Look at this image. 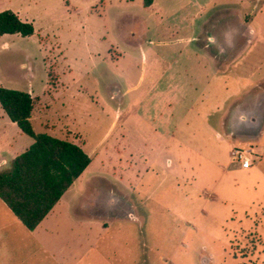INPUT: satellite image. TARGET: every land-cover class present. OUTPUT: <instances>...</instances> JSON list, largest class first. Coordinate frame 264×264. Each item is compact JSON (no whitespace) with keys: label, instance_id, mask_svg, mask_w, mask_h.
<instances>
[{"label":"rangeland","instance_id":"1","mask_svg":"<svg viewBox=\"0 0 264 264\" xmlns=\"http://www.w3.org/2000/svg\"><path fill=\"white\" fill-rule=\"evenodd\" d=\"M254 3L264 7L246 0H11L34 32L5 36L0 86L37 97L34 132L73 141L91 163L79 193H67L48 214L57 226L42 222L30 232L8 212L0 264H67L70 251L82 256L88 248L68 233L70 221L98 215L122 224L96 240L95 250L115 261L131 252L136 264H264V94L255 97L252 88L247 97L232 96L236 84L214 73L223 60L212 45L203 47L213 23ZM250 22L255 38L239 58L264 85V13ZM148 89H169L182 110L164 105L156 113L146 98L133 107L134 95ZM238 104L249 114L234 118ZM234 149L253 165L240 167ZM98 189L110 191L108 204L120 215L96 204L81 208Z\"/></svg>","mask_w":264,"mask_h":264},{"label":"crops","instance_id":"2","mask_svg":"<svg viewBox=\"0 0 264 264\" xmlns=\"http://www.w3.org/2000/svg\"><path fill=\"white\" fill-rule=\"evenodd\" d=\"M240 1L243 3L245 0H240ZM246 1H249V2L251 1L261 2L262 1L264 3V0H246ZM12 5L13 4H11V0H0V11L4 9H10L16 12L18 15H21L20 8H15ZM150 5H152V3ZM150 5H147V6H150ZM240 8L243 9L242 16L246 18V20H242L241 19L242 16L240 15L238 16V14H235V13H232L229 16L227 15L223 18H220L219 20L217 19L218 21L215 24L213 23L211 29L207 30L208 32L206 33V36H205L206 42L204 43L203 47L212 45L215 50L216 57L223 60L224 62L223 65H221L220 68L219 66L216 67L214 69V73L220 76H223V77L225 76V78L229 76L231 80L236 84V89L232 91L233 93L232 96H235L238 98V97H244L242 95H245V97H247L250 95V89L256 88L255 97H258V96H261L262 93L264 94V85L261 82V78L259 76L258 78L254 79L253 73L251 71L252 65L249 64V62L245 60L243 57L242 58H239V57L242 55V51L247 47V45L252 44V41H254L256 32H255V29L251 26L250 21L257 14L259 15L261 13H264V7L258 8L256 4L254 3L252 4L251 8L250 6H248L247 8H245L244 6H240ZM198 11L199 13L206 12V6L201 5ZM20 18L22 19V16H20ZM131 31H132L131 33H134L133 30ZM261 33L263 37L261 44H264L262 43L264 41V32L261 31ZM13 35H15V33H5L1 35L0 36V47L9 46L10 39H7V37L5 36H13ZM181 40L182 39L180 38L179 41ZM229 58H232V61L234 59H238V61H233V63L225 62V60ZM140 79H141V76H139L138 78V83ZM120 93L121 92L118 89L116 91V95L118 96L120 95ZM31 96L37 99V97H35L34 95L31 94ZM226 96H231V95L228 94ZM145 98L149 99V103L150 105H153V108H157L155 109L156 113H160L159 111L161 107L164 105H165V110H170L172 108L176 109L177 107L176 105H178L177 107L178 109L182 110V107L180 105L181 104L180 100L177 99V96L173 97V94L170 93L169 89L162 90V91L148 89L146 92H142V93L138 92L134 95L133 100H131L132 105L136 103V105L134 104L136 106L135 108L136 109L140 108V105L144 102ZM34 110H35V106H34L33 111ZM249 112L250 110L249 109L246 110L243 104H238L232 110V114L234 115V118L235 117L239 118L241 114L242 115H244L245 113L249 114ZM261 123H262V128L260 131L262 133L261 135H263L264 134V124H263L264 121H262ZM234 128L232 126L231 131H235ZM226 130L228 129L226 128ZM229 136H231V134ZM32 141H33V138H32ZM32 141L31 142L27 141L26 133H24L19 128V126L16 124V122L12 121L6 113L4 115L0 114V169L7 166L8 164L7 155L11 156V160H12L17 154L23 152L26 148H28V146L32 143ZM227 142L230 144L235 143L233 141L231 142L230 139H227ZM263 144H264V140H261L258 143V149L261 150ZM90 163H91V160L89 164L86 166V168L83 170V172L72 182V184L68 187V189L62 194L60 199L56 202V204L52 207V209L47 213V215L44 218H42V220L36 225V227L32 230L28 229L30 232H33V230L36 231L39 227H41L42 222H48L45 224L43 223L45 226H53V225L57 226L56 221L46 219L48 214L52 212V210L55 208L58 202H60L63 199V197L66 196L67 193L68 195L69 193L71 195L75 193H79V191L77 190L78 186L76 187V184L79 178L83 174H85V172L89 168ZM108 193H110V191H106L105 189H102V190L98 189V197L96 198L95 193L92 194L89 201L83 202L81 204V208L85 209L88 206H92L96 204L99 207L104 208V211H105L104 214L106 213L108 209H110L109 213H111V215L113 213L115 215H120L117 213L118 208L115 203L108 204V199H107ZM8 212L12 213L10 208L7 207V205H5L3 200L0 198V223L1 225H4L5 220H10L11 217ZM93 215H97V214H93ZM13 216L15 215L13 214ZM70 222L71 223H69L68 233L75 236L73 238L75 239L77 245L81 247L82 246L84 247L85 245H87L86 247L88 248L86 252H84V255L82 256L81 254L76 255L75 251L73 250L70 251L69 254H71L72 257L70 258L67 257L68 258L67 264H77L78 262H80L79 260L81 259L80 257H82V260L84 261L83 264H136V262L133 261L131 252L124 253L128 257V260L124 262L121 257H119L120 260L118 259L117 261H115V260L110 259L109 256H106L103 250H99V251L95 250L96 247H99V245L96 244V240H100L104 236L106 237L108 233L110 232L112 225L114 226L117 225V228L121 229L120 228V226L122 225L121 222L119 224L113 223L114 220H108L106 217H103L101 215H98V217L94 219L81 218V219L73 220ZM45 231H48V229L45 228ZM52 231H55V233H58L59 230H52ZM91 232L95 233V238L93 239L94 242H90L89 240V235ZM92 250H93V253H92ZM111 250L113 254L117 253L116 250H114L113 248ZM131 257H132V260H131Z\"/></svg>","mask_w":264,"mask_h":264},{"label":"trees","instance_id":"3","mask_svg":"<svg viewBox=\"0 0 264 264\" xmlns=\"http://www.w3.org/2000/svg\"><path fill=\"white\" fill-rule=\"evenodd\" d=\"M153 0H143L150 5ZM34 32L32 22L14 11H0V36ZM0 106L19 128L33 138L23 152L0 169V198L12 213L32 230L52 209L72 182L83 172L91 158L85 150L67 139L35 133L30 115L35 98L28 91L0 86Z\"/></svg>","mask_w":264,"mask_h":264},{"label":"built area","instance_id":"4","mask_svg":"<svg viewBox=\"0 0 264 264\" xmlns=\"http://www.w3.org/2000/svg\"><path fill=\"white\" fill-rule=\"evenodd\" d=\"M233 159L238 161L242 168H249L252 165V160L244 154L240 149H234Z\"/></svg>","mask_w":264,"mask_h":264}]
</instances>
